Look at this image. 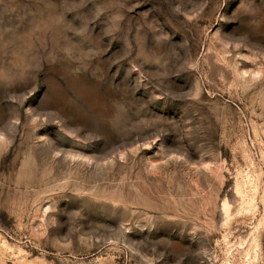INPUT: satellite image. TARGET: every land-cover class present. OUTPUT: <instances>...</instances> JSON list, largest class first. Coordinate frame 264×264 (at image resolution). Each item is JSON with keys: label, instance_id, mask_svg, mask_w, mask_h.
<instances>
[{"label": "rangeland", "instance_id": "1", "mask_svg": "<svg viewBox=\"0 0 264 264\" xmlns=\"http://www.w3.org/2000/svg\"><path fill=\"white\" fill-rule=\"evenodd\" d=\"M0 264H264V0H0Z\"/></svg>", "mask_w": 264, "mask_h": 264}]
</instances>
